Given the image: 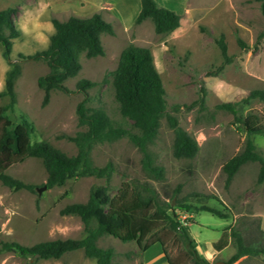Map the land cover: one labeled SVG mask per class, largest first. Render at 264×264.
Here are the masks:
<instances>
[{
  "label": "rangeland",
  "instance_id": "374dc122",
  "mask_svg": "<svg viewBox=\"0 0 264 264\" xmlns=\"http://www.w3.org/2000/svg\"><path fill=\"white\" fill-rule=\"evenodd\" d=\"M163 1L161 5L181 14L180 26L169 33H157L151 19L137 24L135 20L131 22L140 0H0V9L15 8L13 18L21 30L20 36L13 39L9 57L0 44V105L10 101L9 96L1 92L8 70L14 62L18 63L16 104L13 111H8L9 116L16 122L22 115L27 116L34 124L33 140H47L68 155L76 154L78 146L65 135H75L86 129L79 124L78 104L87 93L90 96L88 105L100 106L114 119L122 120L113 78L107 73L117 67L124 47L130 43L147 46L163 80L167 112L176 116L179 124L197 140L199 151L193 158L174 155L175 134L167 116L162 117L158 136L149 144L155 163L165 168L162 180L148 178L143 168V153L129 137L95 144L91 152L94 163L103 166L111 160L115 166L108 182L111 196L118 192L124 181L133 184L148 181L161 198L171 201L172 205L178 199L227 212L230 218L226 219L206 210L194 215L177 211L178 216H186L187 225L194 221L189 226L190 232L201 242L218 238L226 224L232 219L235 223L236 218L243 216L260 220L264 229V182L258 181L259 163H244L226 184L223 165L243 149L246 133L232 112L217 107L252 89L264 88V38L256 43L259 33L264 30L260 2ZM96 11H100L115 30L114 34L101 35L105 53L95 57L83 55L81 70L65 82L70 91L53 89L45 101L38 78L49 71V65L43 59L22 55L28 56L49 46L50 36L54 33L52 17L65 20L73 14L88 16ZM220 34H224L227 43L229 62H224L215 40ZM238 38L250 48L244 49ZM83 78L95 82L86 92L77 88L78 81ZM238 108L239 113L245 115L253 111L264 121L263 101L253 99ZM253 139L264 152V135H253ZM8 172L36 188L34 191L13 189L0 181V264H97L96 259L87 256L83 249L66 252L58 258H41L1 250V245L12 240L31 245L57 238L84 237L86 225L80 215L65 214L62 209L68 203L86 202L94 186L107 184L106 178L73 177L62 186L46 187L39 193L37 188L43 186L48 177L42 159L27 157L13 164ZM177 189L178 193L174 194ZM98 245L115 250V264H144L158 251L156 248L141 252L136 241L125 242L109 234L100 236ZM184 253L183 249L173 250L180 263L190 264ZM248 258L246 264H264V256Z\"/></svg>",
  "mask_w": 264,
  "mask_h": 264
},
{
  "label": "trees",
  "instance_id": "16d2710c",
  "mask_svg": "<svg viewBox=\"0 0 264 264\" xmlns=\"http://www.w3.org/2000/svg\"><path fill=\"white\" fill-rule=\"evenodd\" d=\"M258 1L264 15V0ZM14 12L15 8L12 6L0 9V44L5 47L6 57H9L12 50L13 39L21 34L13 18ZM145 19L153 21L157 33H169L180 26L181 14L156 0H141V9L135 23ZM51 20L54 33L50 36L49 46L31 55H22L47 61L49 71L38 78V84L45 92V101H48L53 89L69 92L65 82L81 70V57L103 55L105 49L101 35L115 33L113 24L100 11L88 16L73 14L65 20L52 17ZM263 38L264 30L259 33L256 43ZM215 40L224 62H229L231 56L228 54L224 34H220ZM238 41L244 49L250 48L241 38ZM19 73L20 66L14 62L7 72L5 88L1 92L9 96L10 101L0 105V181L13 189L26 188L34 191V184L12 176L8 169L27 157H38L42 159L48 173L44 184L48 188L62 186L70 178L86 175L105 177L107 184L94 186L86 202L68 203L62 209L65 214L80 215L86 225L87 233L84 237L57 238L31 245L16 240L4 241L1 250L14 251L23 256L58 258L66 252L83 249L87 256L96 259L97 264H115V250L98 245V238L109 234L125 242L136 241L141 252L157 248V253H163L169 264H182L180 258L174 256V248L177 251L183 249L190 264L215 263L200 254L189 226L179 219L177 211L184 210L194 215L206 210L226 219L230 218L227 212L206 204L195 206L178 199L172 205L171 201L161 198L157 189L148 181L140 184L124 181L118 192L111 196L108 182L115 171L114 163L109 160L105 165L99 166L92 159L91 152L95 144L129 137L143 153L142 163L148 178L164 179V166L155 163L149 150V144L158 136L164 116H167L174 130V155L178 158H193L198 154L197 140L179 124L176 116L167 112L166 90L149 47L130 43L121 51L117 67L107 73L113 78L112 84L122 120L114 119L100 106L88 105L90 96L87 93L78 104L79 124L86 126V129L75 135H65L78 146V152L73 155L66 154L47 140H33L34 124L27 116L22 115L17 122L9 116L8 111H13L16 104L15 80ZM93 85L94 81L83 78L78 81L77 88L86 92ZM253 99L264 102V88L252 89L217 105L218 108L232 112L246 133L243 149L223 165L227 185L247 162L259 163L258 181L264 182V152L253 139V135H264V121L255 112L249 111L244 115L239 113L238 108V105L249 104ZM200 101L203 105V96ZM175 191L174 194H177L178 189ZM226 229L236 251L222 259V264H234L245 255L264 256V229L260 220L253 221L243 216L236 218L235 223Z\"/></svg>",
  "mask_w": 264,
  "mask_h": 264
},
{
  "label": "crops",
  "instance_id": "0c3cea01",
  "mask_svg": "<svg viewBox=\"0 0 264 264\" xmlns=\"http://www.w3.org/2000/svg\"><path fill=\"white\" fill-rule=\"evenodd\" d=\"M156 1L159 2V0H156ZM137 2H138V0H137ZM160 2L162 4L164 1L162 0ZM165 4H168V3L166 2ZM168 6H169V4H168ZM140 9H141V0H140V5L137 6L136 13L133 14V17L131 16L132 17L131 22H134L135 18L137 17L136 14L138 12H140ZM122 19L128 20L124 17H122ZM192 222H194V221H192ZM232 223H233V219L231 220V222H229L228 224H226L224 226V228L222 229V232H220V235L218 238H214V239H210V240H206L204 242H201V241H197V239L193 235V237L195 238V240L197 242V248H198V250L202 256H204L205 258H207L211 262L216 263V262L222 261V259L228 258L229 256H231L232 254L235 253L236 248H235L233 242L231 241V237L228 236V234H226L227 233V229H226L227 226H229ZM190 224L188 226H190ZM217 259H220V260L217 261ZM248 259H249L248 256H246V255L242 256L234 264H246L247 262H249ZM167 263H169V262H168L167 258L164 256V254L161 252H158L157 255H155L150 260L146 261L144 264H167ZM222 263H223V261H222ZM222 263H220V264H222Z\"/></svg>",
  "mask_w": 264,
  "mask_h": 264
},
{
  "label": "water",
  "instance_id": "95a60500",
  "mask_svg": "<svg viewBox=\"0 0 264 264\" xmlns=\"http://www.w3.org/2000/svg\"><path fill=\"white\" fill-rule=\"evenodd\" d=\"M47 187V185H43V186H41V187H38L37 188V190H38V192L40 193L43 189H45ZM220 263H222V261H219V262H216L215 264H220Z\"/></svg>",
  "mask_w": 264,
  "mask_h": 264
},
{
  "label": "built area",
  "instance_id": "2783aa9c",
  "mask_svg": "<svg viewBox=\"0 0 264 264\" xmlns=\"http://www.w3.org/2000/svg\"><path fill=\"white\" fill-rule=\"evenodd\" d=\"M179 219H180L183 223H185V224L188 223L187 220H186V216H185V215H181V216H179Z\"/></svg>",
  "mask_w": 264,
  "mask_h": 264
}]
</instances>
